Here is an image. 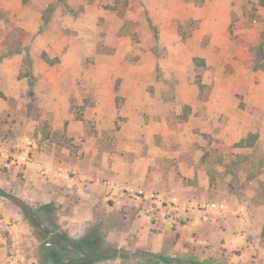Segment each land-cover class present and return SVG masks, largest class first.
Wrapping results in <instances>:
<instances>
[{
  "label": "rangeland",
  "instance_id": "obj_1",
  "mask_svg": "<svg viewBox=\"0 0 264 264\" xmlns=\"http://www.w3.org/2000/svg\"><path fill=\"white\" fill-rule=\"evenodd\" d=\"M263 228L264 0H0V264H264Z\"/></svg>",
  "mask_w": 264,
  "mask_h": 264
},
{
  "label": "trees",
  "instance_id": "obj_2",
  "mask_svg": "<svg viewBox=\"0 0 264 264\" xmlns=\"http://www.w3.org/2000/svg\"><path fill=\"white\" fill-rule=\"evenodd\" d=\"M49 207L48 206H43L41 207V210L43 211H48ZM42 211V212H43ZM261 237L262 239L264 240V228H263V231H262V234H261ZM62 239V238H61ZM64 239H67V238H64ZM63 240V239H62ZM81 245H78V247H89V248H93V249H97L99 247V245H93V242L92 241H89V240H82ZM73 245V243H72ZM74 247H77L76 244H74ZM48 254V256L51 258L52 260V264H63V260L62 258L59 256V253L56 252L55 250L51 251L49 250L48 252H46Z\"/></svg>",
  "mask_w": 264,
  "mask_h": 264
},
{
  "label": "crops",
  "instance_id": "obj_3",
  "mask_svg": "<svg viewBox=\"0 0 264 264\" xmlns=\"http://www.w3.org/2000/svg\"><path fill=\"white\" fill-rule=\"evenodd\" d=\"M34 198L35 199H40L42 200L41 202H43L44 204H48L50 202V197L49 194H45V193H40L39 191L34 193Z\"/></svg>",
  "mask_w": 264,
  "mask_h": 264
}]
</instances>
